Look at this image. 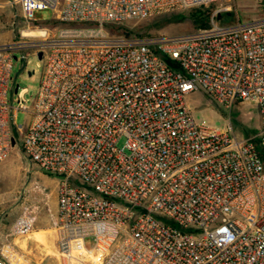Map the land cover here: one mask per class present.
Returning a JSON list of instances; mask_svg holds the SVG:
<instances>
[{
  "label": "built area",
  "instance_id": "built-area-1",
  "mask_svg": "<svg viewBox=\"0 0 264 264\" xmlns=\"http://www.w3.org/2000/svg\"><path fill=\"white\" fill-rule=\"evenodd\" d=\"M230 1L16 0L34 29L36 10L60 26L42 28L36 45L22 33L0 45V163L19 146L57 178L62 257L73 260L77 243L91 264H264V18L168 38L105 29ZM28 48L42 53L39 87L30 108L17 89L13 107L11 71ZM198 91L256 103V134L197 124L186 97ZM19 112L24 127L13 123ZM33 232L18 216L0 264H31L17 240Z\"/></svg>",
  "mask_w": 264,
  "mask_h": 264
},
{
  "label": "rangeland",
  "instance_id": "rangeland-1",
  "mask_svg": "<svg viewBox=\"0 0 264 264\" xmlns=\"http://www.w3.org/2000/svg\"><path fill=\"white\" fill-rule=\"evenodd\" d=\"M52 17L50 10L33 12V18L38 21L35 23L38 29L52 30L60 26L56 20L51 19ZM262 18L264 0H231L191 7L146 20H127L121 24L107 25L105 29L112 35L128 34L137 39L168 38L192 35L201 30L202 24L207 25L203 28L207 29L213 24L231 25L237 21L243 24ZM28 29L35 30L22 18L16 0H0V45L19 42L22 39L21 33ZM25 39L36 45L40 38L28 36ZM32 51L33 48L24 50L23 60L21 52H16L18 60L14 62L11 71L12 82L18 85V90H26L23 95L26 108L32 106L43 67V61ZM17 95L18 92L11 95L13 107L17 105ZM186 101L197 124L218 130L226 129L230 125L233 135L237 138L253 136L260 126L259 110L252 101H239L232 106H226L199 91L188 94ZM27 121L28 114L22 112L17 113L13 119L16 126L24 127ZM122 144L123 140H120L118 146ZM57 183L54 175L44 173L34 164H30L19 146L14 147L0 163V240L7 235L12 222L22 214L32 218L33 233L48 231L47 246L36 242L31 236L33 233L25 241L26 248H22L28 254L31 264H77L62 257L55 244ZM18 244L23 242L18 241ZM84 244L90 247L92 243L85 240ZM82 257L78 256L84 264H91L90 259L85 261Z\"/></svg>",
  "mask_w": 264,
  "mask_h": 264
},
{
  "label": "bare ground",
  "instance_id": "bare-ground-1",
  "mask_svg": "<svg viewBox=\"0 0 264 264\" xmlns=\"http://www.w3.org/2000/svg\"><path fill=\"white\" fill-rule=\"evenodd\" d=\"M40 34H41V29H35V30L28 29L27 31H24L22 33V36H40ZM31 236L36 242L47 246L48 231H38L36 233H33ZM78 256H83L82 258H84L85 261L87 259H91L90 256L84 255V251L82 249H78V244L75 243L73 244V251H72L73 260L70 261H73L72 263L78 264L81 262V264H84L83 260L79 259Z\"/></svg>",
  "mask_w": 264,
  "mask_h": 264
},
{
  "label": "water",
  "instance_id": "water-1",
  "mask_svg": "<svg viewBox=\"0 0 264 264\" xmlns=\"http://www.w3.org/2000/svg\"><path fill=\"white\" fill-rule=\"evenodd\" d=\"M37 58L39 60H41V57H42V53L41 52H38L36 54ZM15 60H16V57L14 56L13 57ZM27 75L29 76L30 73H27ZM17 89H18V85L17 84H14V88H13V94H16L17 93ZM15 145V140L13 138H11V146L13 147Z\"/></svg>",
  "mask_w": 264,
  "mask_h": 264
},
{
  "label": "crops",
  "instance_id": "crops-1",
  "mask_svg": "<svg viewBox=\"0 0 264 264\" xmlns=\"http://www.w3.org/2000/svg\"><path fill=\"white\" fill-rule=\"evenodd\" d=\"M26 240H27V239H23V240H22V239H18V240H17V244H18V241H19V242H23V244H18V246L22 249L23 252H25V250H24L22 247L24 246V248H26V246H25V245H26V242H25ZM26 254H27V253H26Z\"/></svg>",
  "mask_w": 264,
  "mask_h": 264
},
{
  "label": "trees",
  "instance_id": "trees-1",
  "mask_svg": "<svg viewBox=\"0 0 264 264\" xmlns=\"http://www.w3.org/2000/svg\"><path fill=\"white\" fill-rule=\"evenodd\" d=\"M206 27H207V25H204V24L200 25V29H203V28H206ZM126 37H129V35L126 34Z\"/></svg>",
  "mask_w": 264,
  "mask_h": 264
}]
</instances>
